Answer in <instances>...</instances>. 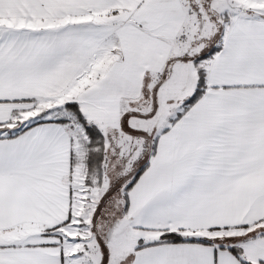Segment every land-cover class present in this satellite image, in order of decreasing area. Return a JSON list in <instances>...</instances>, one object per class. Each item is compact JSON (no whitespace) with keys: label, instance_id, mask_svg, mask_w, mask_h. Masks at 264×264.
I'll return each instance as SVG.
<instances>
[{"label":"snow or ice","instance_id":"obj_1","mask_svg":"<svg viewBox=\"0 0 264 264\" xmlns=\"http://www.w3.org/2000/svg\"><path fill=\"white\" fill-rule=\"evenodd\" d=\"M0 264H264V0H0Z\"/></svg>","mask_w":264,"mask_h":264}]
</instances>
